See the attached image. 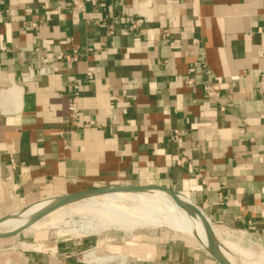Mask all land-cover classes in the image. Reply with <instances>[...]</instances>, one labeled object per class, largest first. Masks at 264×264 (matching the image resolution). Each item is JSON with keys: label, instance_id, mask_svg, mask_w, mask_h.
<instances>
[{"label": "crops", "instance_id": "obj_1", "mask_svg": "<svg viewBox=\"0 0 264 264\" xmlns=\"http://www.w3.org/2000/svg\"><path fill=\"white\" fill-rule=\"evenodd\" d=\"M98 3L81 15L66 0H0V217L157 185L214 235L263 252L264 0ZM129 17L142 22L130 30ZM33 234L0 264H219L186 233Z\"/></svg>", "mask_w": 264, "mask_h": 264}, {"label": "bare ground", "instance_id": "obj_2", "mask_svg": "<svg viewBox=\"0 0 264 264\" xmlns=\"http://www.w3.org/2000/svg\"><path fill=\"white\" fill-rule=\"evenodd\" d=\"M127 186H129L127 183H114L102 193L90 192L81 198L66 200L67 202L63 200V195L34 201L22 210L1 216L0 235H8L19 229H22L19 231L22 232L30 226L37 227L39 224L37 222L45 219L49 214L89 199L87 206H74L75 211L67 209L64 213L60 212L64 216L71 217L68 225L74 226V231L79 236L108 229L130 231L134 228L163 225L181 234L186 233L209 252L210 246L205 233V226H209L214 251L230 264H264V251H251L243 248L236 241L214 235L207 216L202 214L185 195L177 192L169 193L155 187L133 190ZM19 232L13 235H18Z\"/></svg>", "mask_w": 264, "mask_h": 264}, {"label": "rangeland", "instance_id": "obj_3", "mask_svg": "<svg viewBox=\"0 0 264 264\" xmlns=\"http://www.w3.org/2000/svg\"><path fill=\"white\" fill-rule=\"evenodd\" d=\"M88 201H89V199L85 200V201L78 202V203L73 204L71 206H68L65 209H61V210H59V212H54L52 214H49V216L45 217V219L40 221L41 223L37 222V223H39L37 225V227H36V225H35V227L30 226L28 229H26L22 232H19L18 235H11V236H5V237L0 236V252H6V253L11 252L17 248L18 242H21L24 240L31 242L32 237H34L35 241H38L39 240L38 238H36L35 236H32V235H34L33 234L34 232H36V233L39 232V234H36V235H41V238L42 239L44 238L45 243H47L49 245H50V243H54L57 240H61V239L69 238L73 235H77L74 231V229H75L74 226L68 225V224H70L69 219H71V217L70 216L68 217L67 215L64 216L60 212L63 211V213H64L65 211H67V209L68 210L71 209V210L75 211L76 208L74 206H80V205L81 206H87ZM55 214H56V216H55ZM60 215H62V216H60ZM49 220H51L52 223ZM59 220H61V221L59 222ZM42 221H44V222H42ZM45 222L46 223L50 222V224L48 223L49 225L48 224L44 225L43 223H45ZM40 224H42V225H40ZM108 231H117L118 235H121V233H122L125 236L132 235L133 233H142V232L147 233L148 231L154 232V233L155 232H162V231H163V233L176 232V231H174L168 227L166 228L163 225H157V226H149V227L147 226L143 229L141 227L140 228H134V229H131L130 231H128V230L127 231H121V230L119 231V230H115V229H108L107 231H101L99 233H94V234L95 235L100 234L102 236V235H105ZM94 234H88L86 236L94 235ZM42 239H40V240H42ZM89 256L90 255H88V257ZM85 257L86 258H84V259H87V256H85ZM236 257L239 258L238 255H236Z\"/></svg>", "mask_w": 264, "mask_h": 264}, {"label": "built area", "instance_id": "obj_4", "mask_svg": "<svg viewBox=\"0 0 264 264\" xmlns=\"http://www.w3.org/2000/svg\"><path fill=\"white\" fill-rule=\"evenodd\" d=\"M68 4L71 5V7L73 8V10L77 13H80L81 15H83L87 5H92V6H98V1L99 0H66ZM128 22H129V29L130 30H134L138 27V25L142 22L139 19H136L134 17H129L128 18ZM70 59H74V57H71ZM51 69L46 66L45 68H42L40 70L41 73L46 74L47 72H50ZM91 72H87V76L90 77ZM260 80H259V84H260V88L262 91H264V73L261 72L260 75ZM205 89L210 90L214 88L213 84H206L204 86ZM78 95V91H75L73 96L70 98V103L68 105V108L70 110L72 119H73V123H75L74 119L76 118V114H77V108H76V97Z\"/></svg>", "mask_w": 264, "mask_h": 264}, {"label": "water", "instance_id": "obj_5", "mask_svg": "<svg viewBox=\"0 0 264 264\" xmlns=\"http://www.w3.org/2000/svg\"><path fill=\"white\" fill-rule=\"evenodd\" d=\"M129 186H127V188L129 189H133V190H139V189H142V188H146V187H155V188H158V189H161L163 191H167V192H174L173 190L169 189V188H164V187H160V186H157V185H145V186H139V185H132V184H128ZM111 186V185H107V186H104V187H101V188H95V189H88L87 191H81V192H76V193H69L68 195H63L62 198L64 201L66 200H74V199H78V198H81V196H83L84 194H88L90 192H95V193H102L104 192L105 190H107V188ZM67 202V201H66ZM64 202V203H66ZM46 212H44L45 214ZM42 213V215H44ZM20 230L22 229H19L18 231H15V232H11L10 234L8 235H0L1 237H5V236H11L17 232H19ZM205 233L207 235V238H208V242H209V253L218 261L219 264H230L226 259H224L222 256H220L217 252L214 251L213 249V244H212V239H211V233L209 232V226H205Z\"/></svg>", "mask_w": 264, "mask_h": 264}]
</instances>
